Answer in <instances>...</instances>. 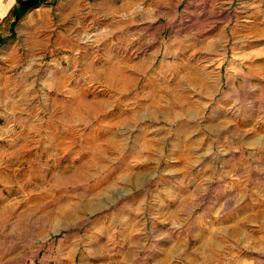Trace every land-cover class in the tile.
<instances>
[{"label":"rangeland","instance_id":"rangeland-1","mask_svg":"<svg viewBox=\"0 0 264 264\" xmlns=\"http://www.w3.org/2000/svg\"><path fill=\"white\" fill-rule=\"evenodd\" d=\"M258 5L57 0L14 22L0 264H264Z\"/></svg>","mask_w":264,"mask_h":264},{"label":"crops","instance_id":"crops-1","mask_svg":"<svg viewBox=\"0 0 264 264\" xmlns=\"http://www.w3.org/2000/svg\"><path fill=\"white\" fill-rule=\"evenodd\" d=\"M22 1L24 0H0V44L7 36L13 34L14 30H17V25L22 19L28 18L34 11L40 8L51 6L57 0H48L40 6L30 9L15 26L14 10L19 8ZM249 19L252 21V25L246 30L248 36L242 37L244 40L242 43L264 44V7L261 5L255 7L249 14ZM252 69L257 70L260 68L253 67ZM261 69H264V62L261 64Z\"/></svg>","mask_w":264,"mask_h":264},{"label":"trees","instance_id":"trees-1","mask_svg":"<svg viewBox=\"0 0 264 264\" xmlns=\"http://www.w3.org/2000/svg\"><path fill=\"white\" fill-rule=\"evenodd\" d=\"M48 0H24L20 3L19 8L14 10L15 22L19 21L23 15L34 7H38Z\"/></svg>","mask_w":264,"mask_h":264}]
</instances>
